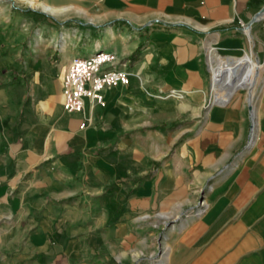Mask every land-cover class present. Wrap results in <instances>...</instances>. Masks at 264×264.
Returning <instances> with one entry per match:
<instances>
[{
	"label": "crops",
	"instance_id": "1",
	"mask_svg": "<svg viewBox=\"0 0 264 264\" xmlns=\"http://www.w3.org/2000/svg\"><path fill=\"white\" fill-rule=\"evenodd\" d=\"M37 1L0 2V264H264V0ZM96 50L128 82L67 112ZM210 52L259 64L245 94Z\"/></svg>",
	"mask_w": 264,
	"mask_h": 264
},
{
	"label": "built area",
	"instance_id": "2",
	"mask_svg": "<svg viewBox=\"0 0 264 264\" xmlns=\"http://www.w3.org/2000/svg\"><path fill=\"white\" fill-rule=\"evenodd\" d=\"M240 29L245 34L248 27L240 23ZM112 58L110 52L96 50L88 57H74L70 60L61 79L64 95L62 107L65 111H82L84 99L102 106L103 88L128 82V73L115 67ZM168 95L180 97V93L174 90H169Z\"/></svg>",
	"mask_w": 264,
	"mask_h": 264
},
{
	"label": "bare ground",
	"instance_id": "3",
	"mask_svg": "<svg viewBox=\"0 0 264 264\" xmlns=\"http://www.w3.org/2000/svg\"><path fill=\"white\" fill-rule=\"evenodd\" d=\"M29 2L32 4V0H29ZM43 8L45 11H53L48 6H43ZM245 34L249 38L247 29L245 30ZM208 55L209 68L212 73V84L215 90L213 97L216 100L225 99L235 89L243 88L244 85L249 84L252 72L259 66L249 56L231 57L219 55L216 52H210ZM244 63L247 65V71H245L244 75L236 77L238 70L243 67ZM223 70L225 71L224 81H222L223 85H220L219 80Z\"/></svg>",
	"mask_w": 264,
	"mask_h": 264
},
{
	"label": "rangeland",
	"instance_id": "4",
	"mask_svg": "<svg viewBox=\"0 0 264 264\" xmlns=\"http://www.w3.org/2000/svg\"><path fill=\"white\" fill-rule=\"evenodd\" d=\"M1 3H5L6 6L11 7L12 9H16L18 7H30V8H36V9H42L40 2L37 0H32V4L29 3V0H0ZM220 54L223 55H240L242 51L238 52H230V51H219ZM245 89L239 88L234 92H237V94H245ZM213 92V91H212Z\"/></svg>",
	"mask_w": 264,
	"mask_h": 264
},
{
	"label": "water",
	"instance_id": "5",
	"mask_svg": "<svg viewBox=\"0 0 264 264\" xmlns=\"http://www.w3.org/2000/svg\"><path fill=\"white\" fill-rule=\"evenodd\" d=\"M264 15V4L263 6L255 13L253 20L260 18Z\"/></svg>",
	"mask_w": 264,
	"mask_h": 264
}]
</instances>
